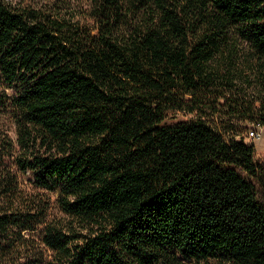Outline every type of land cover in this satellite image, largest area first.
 <instances>
[{
	"label": "trees",
	"instance_id": "16d2710c",
	"mask_svg": "<svg viewBox=\"0 0 264 264\" xmlns=\"http://www.w3.org/2000/svg\"><path fill=\"white\" fill-rule=\"evenodd\" d=\"M257 124L264 0H0V264H264Z\"/></svg>",
	"mask_w": 264,
	"mask_h": 264
},
{
	"label": "rangeland",
	"instance_id": "374dc122",
	"mask_svg": "<svg viewBox=\"0 0 264 264\" xmlns=\"http://www.w3.org/2000/svg\"><path fill=\"white\" fill-rule=\"evenodd\" d=\"M6 1H8L9 3H12V4L32 5V6L43 7V6L49 5L51 2H54L56 0H6ZM247 126H251V125L247 124ZM11 134H12V136L14 138L16 137V132H15V128L14 127H12ZM242 135H243L244 138H246L247 142H253L255 144V147H256L257 151L261 152V154H264V129H263L261 138L255 140V141L254 140H248L247 137H246V132L245 131H242ZM55 211L58 213V209L57 208L55 209Z\"/></svg>",
	"mask_w": 264,
	"mask_h": 264
},
{
	"label": "built area",
	"instance_id": "2783aa9c",
	"mask_svg": "<svg viewBox=\"0 0 264 264\" xmlns=\"http://www.w3.org/2000/svg\"><path fill=\"white\" fill-rule=\"evenodd\" d=\"M264 127L261 124L254 125L247 133L246 137L249 140H257L261 138Z\"/></svg>",
	"mask_w": 264,
	"mask_h": 264
},
{
	"label": "water",
	"instance_id": "95a60500",
	"mask_svg": "<svg viewBox=\"0 0 264 264\" xmlns=\"http://www.w3.org/2000/svg\"><path fill=\"white\" fill-rule=\"evenodd\" d=\"M249 140V139H248Z\"/></svg>",
	"mask_w": 264,
	"mask_h": 264
}]
</instances>
